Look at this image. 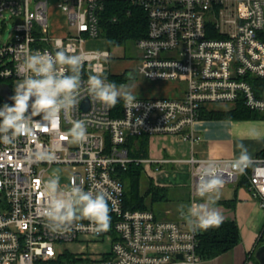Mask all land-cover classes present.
Segmentation results:
<instances>
[{
  "label": "built area",
  "instance_id": "built-area-1",
  "mask_svg": "<svg viewBox=\"0 0 264 264\" xmlns=\"http://www.w3.org/2000/svg\"><path fill=\"white\" fill-rule=\"evenodd\" d=\"M109 0H0V19L8 15L11 35L0 44V107L12 105L23 51L55 54L63 50L83 58L85 83L79 104L67 116L44 121L32 117L34 131L13 143L0 142V264H198V232L184 218L160 219L152 210L123 206L124 185L118 168L142 165L145 159L129 156V143L141 135H173L184 141L200 140L195 124L202 110L214 103L241 102L264 111V97H257L249 78H264V0H122L141 9L147 18L146 34L135 41L138 56L127 76L134 80L172 83L173 96H136L139 106L120 114L94 101L86 90L90 75L103 76L101 59L108 51H84L85 38L101 36L100 14ZM66 20L62 35L52 33L51 9ZM3 22H5L3 20ZM23 45V48L19 46ZM123 81L121 84H124ZM120 85V84H119ZM8 100L6 101V99ZM83 119L87 139L75 143L68 135L71 120ZM55 152L56 159L39 154ZM237 157L197 159L190 157L189 204L195 197L200 166L208 160L221 165L224 186L244 181L258 206L264 210V157L251 156L243 172L229 165ZM59 176L60 187L69 191H105L109 194L110 227L96 234L87 219L67 230L48 226L43 214V184ZM264 242V224L257 236ZM76 244L72 253L56 248ZM95 245L101 248L93 250Z\"/></svg>",
  "mask_w": 264,
  "mask_h": 264
},
{
  "label": "clouds",
  "instance_id": "clouds-1",
  "mask_svg": "<svg viewBox=\"0 0 264 264\" xmlns=\"http://www.w3.org/2000/svg\"><path fill=\"white\" fill-rule=\"evenodd\" d=\"M23 48V45L19 46ZM19 75L22 79L15 85L12 105L0 107V142L13 143L19 136H28L34 131V115H41L44 121L58 120L63 112L66 116L79 104V94L85 83L81 79L83 58L63 50L55 54L24 50ZM86 90L92 100L114 107L122 100L127 110L139 106L136 95L124 84L117 85L100 75H90ZM68 135L75 143L87 139V125L83 119L71 120ZM251 138L262 139L264 132L254 129ZM239 156L230 162L232 169L243 172L251 163V155L243 143L237 145ZM38 158L55 160V152L39 154ZM224 185L221 165L205 161L199 169L195 184V197L188 205H180L179 213L195 233L219 228L223 216L215 207L220 189ZM46 204L43 214L48 226L54 230H67L77 222L89 220L98 235L109 230V194L105 191H84L73 187L64 191L60 187L59 176H54L43 184ZM216 194V195H212Z\"/></svg>",
  "mask_w": 264,
  "mask_h": 264
},
{
  "label": "crops",
  "instance_id": "crops-1",
  "mask_svg": "<svg viewBox=\"0 0 264 264\" xmlns=\"http://www.w3.org/2000/svg\"><path fill=\"white\" fill-rule=\"evenodd\" d=\"M51 13L56 17L55 25L52 20V33L62 35L66 30L65 17L55 8L51 9ZM159 83L162 82H152L156 86ZM166 84L167 89L161 85L151 89L150 95L173 96L174 85L172 83L163 85ZM148 94L149 92H144L143 97H148ZM207 107L208 110H230L234 105L214 103ZM254 129L264 132V120L200 119L195 124V131L200 137L196 143L184 141L173 135L144 136L147 141V155L143 159L148 160L142 165L144 173L147 178H151L154 185L166 189L163 192L165 200L156 201L164 203L163 215L158 218L178 220L179 206L189 204L190 166L187 160L190 157L197 159L238 157L240 150L237 145L240 143L247 146L251 156H256L264 148V138H251ZM137 143L138 139L131 140L132 150ZM239 183L222 187L221 191L229 187V192H219L215 204L223 220L236 222L239 243L221 255L202 259L198 264H264V242L257 241L264 224V210L251 198L245 184ZM199 202L202 203L203 200Z\"/></svg>",
  "mask_w": 264,
  "mask_h": 264
},
{
  "label": "trees",
  "instance_id": "trees-1",
  "mask_svg": "<svg viewBox=\"0 0 264 264\" xmlns=\"http://www.w3.org/2000/svg\"><path fill=\"white\" fill-rule=\"evenodd\" d=\"M101 36L110 43L121 44L128 40H138L146 34L147 18L145 13L134 5L122 0H109L105 3V9L99 19ZM111 81L117 85L125 81V75L110 76ZM257 97H264V78H249ZM122 100L112 108V115L120 114ZM259 112L246 108L241 102L230 110H202L200 119H226V120H264ZM141 135L132 138L138 139L136 146L129 152V156L135 159H143L147 155V141ZM257 157H264V148L258 152ZM119 180L124 185L123 206L129 210H151V205L159 200H165L163 192L165 188L154 185L148 178L146 189L141 192L140 180L146 176L141 163H128L125 169L118 168ZM240 185L245 182L241 181ZM197 255L201 259H211L221 255L239 243L238 226L233 220H223L219 228H210L207 231H199Z\"/></svg>",
  "mask_w": 264,
  "mask_h": 264
},
{
  "label": "rangeland",
  "instance_id": "rangeland-1",
  "mask_svg": "<svg viewBox=\"0 0 264 264\" xmlns=\"http://www.w3.org/2000/svg\"><path fill=\"white\" fill-rule=\"evenodd\" d=\"M53 16V17H52ZM5 19H3L5 22H3L2 19H0V44H4L7 42V40L10 38L11 35V29L12 24L9 19L8 15H4ZM51 24L52 20L55 25L56 17L51 13L50 14ZM82 48L84 51H92V52H103L108 51L111 58H103L101 59L100 63L103 65V76H109V75H115L119 76L122 72L126 71V74L128 76L129 71L131 68H133L134 61L136 57L138 56V51L136 48L135 40H128L121 44H113L110 43L104 36H99L97 38H85V41L82 45ZM147 80L139 78H135L134 80H130L129 78H126L124 85H126L135 95L138 93L137 96H143L144 92H149L148 97H157L150 95V90L155 89L157 87L165 86V89H167V84L163 85L164 83H159V85H153L152 82L150 83H143ZM149 82V81H147ZM142 83V84H141ZM158 84V83H157ZM167 86V87H166ZM260 117L264 116V111L258 113ZM264 119V118H263ZM254 120H261V119H254ZM132 140V139H131ZM130 140V147L131 145ZM133 147V146H132ZM148 185V178L146 176H143L140 180L139 188L140 191L143 192ZM229 187H227L225 190H222L224 193H226ZM220 190V192H222ZM163 208L164 203L156 202L151 205V210L155 213V216L160 217L163 215ZM159 213V214H158ZM57 250L59 249H67L68 251L72 253H78L83 250L80 246L76 244H59L56 246ZM100 245H95L93 250L100 249Z\"/></svg>",
  "mask_w": 264,
  "mask_h": 264
},
{
  "label": "water",
  "instance_id": "water-1",
  "mask_svg": "<svg viewBox=\"0 0 264 264\" xmlns=\"http://www.w3.org/2000/svg\"><path fill=\"white\" fill-rule=\"evenodd\" d=\"M59 51V50H58ZM8 100V98L6 99V101Z\"/></svg>",
  "mask_w": 264,
  "mask_h": 264
}]
</instances>
